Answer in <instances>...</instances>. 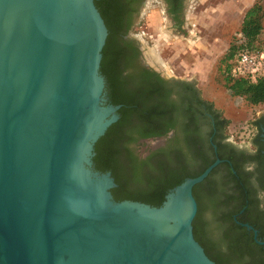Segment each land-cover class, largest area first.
I'll list each match as a JSON object with an SVG mask.
<instances>
[{"label":"water","instance_id":"95a60500","mask_svg":"<svg viewBox=\"0 0 264 264\" xmlns=\"http://www.w3.org/2000/svg\"><path fill=\"white\" fill-rule=\"evenodd\" d=\"M107 35L94 0H0V264H215L192 190L219 160L155 204L115 200L94 167L121 106L100 70Z\"/></svg>","mask_w":264,"mask_h":264},{"label":"flooded vegetation","instance_id":"af4514ba","mask_svg":"<svg viewBox=\"0 0 264 264\" xmlns=\"http://www.w3.org/2000/svg\"><path fill=\"white\" fill-rule=\"evenodd\" d=\"M152 1L163 8L165 30L170 29L167 38L186 32L189 11L197 0ZM145 2L135 3L126 30L120 32L133 61L122 75L132 78L144 71L141 68L149 70V103L157 104L164 113L162 120L167 129L137 139L135 154L144 159L164 148L173 158L180 155L178 166L189 173H199L219 160L192 190L200 201V240L215 263L264 264V106L248 112L237 125L223 108L202 95L195 80L170 76L157 62L150 60L154 65L150 64L134 30L145 14ZM198 211L197 202L196 214ZM234 240L245 248L237 260H231Z\"/></svg>","mask_w":264,"mask_h":264},{"label":"trees","instance_id":"16d2710c","mask_svg":"<svg viewBox=\"0 0 264 264\" xmlns=\"http://www.w3.org/2000/svg\"><path fill=\"white\" fill-rule=\"evenodd\" d=\"M137 1L94 0L108 29L100 70L110 85L113 103L121 106L117 121L107 128L94 145L93 164L99 171L111 172L117 185L111 188L115 200L129 199L155 204L161 199V192L187 177L199 175L203 170L199 173L191 170L189 173L186 169L179 168L181 156L176 154L173 158L164 148L152 152L144 159H139L135 154L134 145L137 139L159 135L167 129L164 128L162 120L164 113L158 109L157 104L149 103L151 86L146 79L149 70L141 68L144 71L132 78L122 75L123 69L133 66V61L129 45L122 40L120 32L126 30ZM262 18V6L256 1L243 16L241 39L239 42H232L223 58L222 72L231 95L243 97L250 105L264 104V77L258 75L253 80L248 75H233V68H237L233 60L235 57L237 60L241 52L257 48L256 42L263 29ZM195 185L193 191L197 187ZM193 196L196 197L194 193ZM195 199L199 211L192 222L193 234L208 257L214 261L215 258L200 240L198 220L201 208L199 199ZM232 246L230 259L237 260L245 248L237 240L233 241Z\"/></svg>","mask_w":264,"mask_h":264},{"label":"rangeland","instance_id":"374dc122","mask_svg":"<svg viewBox=\"0 0 264 264\" xmlns=\"http://www.w3.org/2000/svg\"><path fill=\"white\" fill-rule=\"evenodd\" d=\"M151 1L146 0L145 14L134 29L146 50L151 52L149 60L160 64L170 76L195 80L202 95L211 98L216 107L223 108L232 123L238 125L248 112L254 113L264 106L250 105L243 97L231 95L222 72L229 46L240 40L243 16L256 1L262 6L263 29L254 51L264 52V0H197L189 11L186 32L170 38L166 37L170 29L165 30L167 21L161 13L163 8ZM260 75L264 77V68Z\"/></svg>","mask_w":264,"mask_h":264},{"label":"built area","instance_id":"2783aa9c","mask_svg":"<svg viewBox=\"0 0 264 264\" xmlns=\"http://www.w3.org/2000/svg\"><path fill=\"white\" fill-rule=\"evenodd\" d=\"M239 37H241V33ZM237 61L238 65L237 68H233V75H248L254 80L264 68V52L245 50L240 53L236 64Z\"/></svg>","mask_w":264,"mask_h":264},{"label":"bare ground","instance_id":"6f19581e","mask_svg":"<svg viewBox=\"0 0 264 264\" xmlns=\"http://www.w3.org/2000/svg\"><path fill=\"white\" fill-rule=\"evenodd\" d=\"M148 55H149V52H148ZM152 58H153V60H154L155 57H152Z\"/></svg>","mask_w":264,"mask_h":264}]
</instances>
